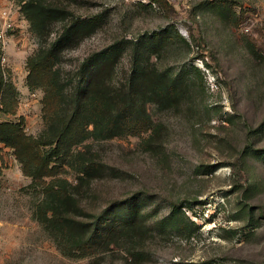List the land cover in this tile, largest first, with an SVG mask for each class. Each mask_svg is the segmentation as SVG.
Listing matches in <instances>:
<instances>
[{
  "label": "rangeland",
  "instance_id": "rangeland-1",
  "mask_svg": "<svg viewBox=\"0 0 264 264\" xmlns=\"http://www.w3.org/2000/svg\"><path fill=\"white\" fill-rule=\"evenodd\" d=\"M26 1L0 0V9L21 10ZM39 1L68 8L51 38L70 19L91 27L61 54L68 95L85 60L111 49L114 85L136 65L157 68L181 79V101L164 109L148 102L158 126L142 136L74 146L99 165L81 183L74 168L61 170L83 208L79 219L129 203L152 227L90 254L59 249L35 216L42 184L0 141V264H264V0ZM8 39L5 68L0 51V123L40 139L50 111H62L30 77L28 58L42 40L29 21ZM175 211L178 228L167 224Z\"/></svg>",
  "mask_w": 264,
  "mask_h": 264
},
{
  "label": "trees",
  "instance_id": "trees-1",
  "mask_svg": "<svg viewBox=\"0 0 264 264\" xmlns=\"http://www.w3.org/2000/svg\"><path fill=\"white\" fill-rule=\"evenodd\" d=\"M22 12L32 32L42 40L35 55L28 58L30 77H36V83L45 87L47 101L62 110L50 111L40 139L27 136L12 123H0V141L15 148L25 174L43 186L44 198L36 206V218L66 255L90 254L119 239L149 232L152 227L143 220L144 214L129 203L116 205L93 221L79 219L83 216L79 198L60 173L65 165L74 168L81 183L99 169L96 160L74 151L75 145L89 138L142 136L155 130L158 125L146 104L154 102L163 109L175 106L181 101V79L157 68L150 71L136 65L125 83L114 85L109 77L115 59L109 49L85 60L68 95L65 85H60V57L65 48L89 34V23L70 19L63 31L51 38L54 23L68 20L67 7L28 0ZM252 50L260 54L256 48ZM42 145L50 147L41 151ZM47 177L51 179L47 181ZM177 215L175 211L171 217L174 221L163 223L178 228Z\"/></svg>",
  "mask_w": 264,
  "mask_h": 264
},
{
  "label": "built area",
  "instance_id": "built-area-1",
  "mask_svg": "<svg viewBox=\"0 0 264 264\" xmlns=\"http://www.w3.org/2000/svg\"><path fill=\"white\" fill-rule=\"evenodd\" d=\"M28 20L24 16L22 9L18 10L13 4L5 5L0 9V51L2 53L3 67L9 61V39L8 33L11 30L23 29ZM5 68V67H4Z\"/></svg>",
  "mask_w": 264,
  "mask_h": 264
}]
</instances>
